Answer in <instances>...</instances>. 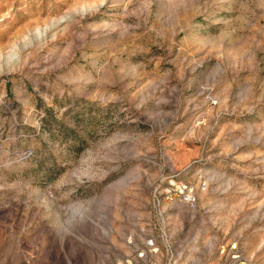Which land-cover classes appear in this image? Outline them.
<instances>
[{
    "label": "rangeland",
    "instance_id": "rangeland-1",
    "mask_svg": "<svg viewBox=\"0 0 264 264\" xmlns=\"http://www.w3.org/2000/svg\"><path fill=\"white\" fill-rule=\"evenodd\" d=\"M233 252L264 264V0H0V264Z\"/></svg>",
    "mask_w": 264,
    "mask_h": 264
},
{
    "label": "built area",
    "instance_id": "built-area-1",
    "mask_svg": "<svg viewBox=\"0 0 264 264\" xmlns=\"http://www.w3.org/2000/svg\"><path fill=\"white\" fill-rule=\"evenodd\" d=\"M149 244L153 245L154 244L153 240H150ZM231 264H246V262L245 260H241V256L239 253L233 252L231 254Z\"/></svg>",
    "mask_w": 264,
    "mask_h": 264
}]
</instances>
